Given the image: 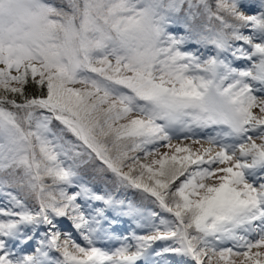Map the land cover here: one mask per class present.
<instances>
[{
	"label": "snow or ice",
	"instance_id": "6c2138e0",
	"mask_svg": "<svg viewBox=\"0 0 264 264\" xmlns=\"http://www.w3.org/2000/svg\"><path fill=\"white\" fill-rule=\"evenodd\" d=\"M0 264H264V0H0Z\"/></svg>",
	"mask_w": 264,
	"mask_h": 264
},
{
	"label": "trees",
	"instance_id": "16d2710c",
	"mask_svg": "<svg viewBox=\"0 0 264 264\" xmlns=\"http://www.w3.org/2000/svg\"><path fill=\"white\" fill-rule=\"evenodd\" d=\"M81 175L86 183L89 184L93 188V190L98 192L109 191L111 192L113 189V184L110 178L102 179L99 176H94V174L90 170H81ZM114 195L117 198L125 199L126 201L132 202L134 205H137L141 208H153L155 209V205L151 204L150 201L144 200L141 198V194L136 190H120L119 192H114ZM29 205L33 204L32 200L28 201ZM159 211V209H155ZM167 215V214H163Z\"/></svg>",
	"mask_w": 264,
	"mask_h": 264
},
{
	"label": "rangeland",
	"instance_id": "374dc122",
	"mask_svg": "<svg viewBox=\"0 0 264 264\" xmlns=\"http://www.w3.org/2000/svg\"><path fill=\"white\" fill-rule=\"evenodd\" d=\"M243 62L237 61L236 65L237 67H240L242 65ZM179 142V141H174V143ZM185 143H190V141H185ZM207 146V145H205ZM193 147H198L197 145H193ZM161 151H166V149H161ZM110 216H115V213L109 212ZM61 229L63 231H69L71 230L70 228V224L68 221H64L63 223H61L60 225ZM132 231H136V232H142V231H146L145 229H141L139 227H137L136 222L133 221L131 218L128 217H119L117 224L115 226L114 229V233L116 236H119L120 234H130ZM43 232V229H40L39 232L36 235V239H41L42 236L40 235V233ZM78 242L83 243L82 239L77 236L76 237ZM120 244V241L118 239H110V238H106L103 240L98 241V246L105 248V249H112L115 247H118ZM28 251H32V248L27 249ZM53 256H58V253L53 252L52 253Z\"/></svg>",
	"mask_w": 264,
	"mask_h": 264
}]
</instances>
